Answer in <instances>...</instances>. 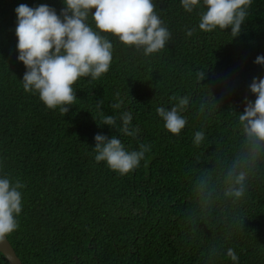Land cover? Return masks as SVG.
<instances>
[{"label": "trees", "instance_id": "16d2710c", "mask_svg": "<svg viewBox=\"0 0 264 264\" xmlns=\"http://www.w3.org/2000/svg\"><path fill=\"white\" fill-rule=\"evenodd\" d=\"M152 2L171 33L165 47L146 56L101 32L113 44L110 68L78 78L64 114L23 89L15 34L17 6L59 14L63 0H0V175L24 184L19 227L6 236L21 264H264V143L239 123L256 99L253 78L264 77L254 63L264 55V0H252L235 38L230 27L200 30L203 8ZM88 23L95 29L91 14ZM185 96L186 126L172 134L157 108ZM124 112L134 136L119 130ZM107 116L116 127L104 125ZM196 131L205 133L199 145ZM98 133L150 150L120 175L95 160ZM241 171L245 195H226ZM0 264H8L1 253Z\"/></svg>", "mask_w": 264, "mask_h": 264}, {"label": "clouds", "instance_id": "9594fccd", "mask_svg": "<svg viewBox=\"0 0 264 264\" xmlns=\"http://www.w3.org/2000/svg\"><path fill=\"white\" fill-rule=\"evenodd\" d=\"M183 9L191 13L200 12L198 27L204 32L217 28H231V36L241 33V25L246 20L252 0H180ZM64 7L58 14L56 9L40 4L30 7L20 4L15 8L17 23V59L23 62V89L38 94L49 109L59 108L66 114L76 99L73 85L80 77L99 79L111 65L113 44L101 32L111 33L128 46L150 55L162 50L171 33L154 11L152 0H63ZM94 10V11H93ZM95 22V29L88 23L89 15ZM193 30H189L188 35ZM254 63L264 66V55H258ZM202 80L205 72L198 74ZM250 91L256 96L248 101L239 123L246 138L264 143V77L253 78ZM188 97L178 98L171 108L160 106L157 114L164 121V127L172 134L179 135L187 120L182 115ZM120 107V102L113 105ZM119 130L128 136L136 135L131 127L132 114L124 112ZM104 125L116 127V119L107 116ZM205 133L196 131L194 144L203 142ZM95 160L125 175L137 168L150 146L141 144L140 150L129 151L115 135L108 137L96 134L94 137ZM246 173L241 171L228 188L226 195L240 198L245 195ZM20 180L0 175V241L19 227L18 217L23 209ZM226 255L232 261L238 257L229 248Z\"/></svg>", "mask_w": 264, "mask_h": 264}, {"label": "water", "instance_id": "95a60500", "mask_svg": "<svg viewBox=\"0 0 264 264\" xmlns=\"http://www.w3.org/2000/svg\"><path fill=\"white\" fill-rule=\"evenodd\" d=\"M0 253L5 257L8 264H21L19 257L6 237L3 241H0Z\"/></svg>", "mask_w": 264, "mask_h": 264}]
</instances>
